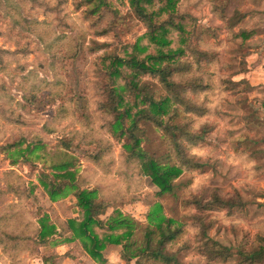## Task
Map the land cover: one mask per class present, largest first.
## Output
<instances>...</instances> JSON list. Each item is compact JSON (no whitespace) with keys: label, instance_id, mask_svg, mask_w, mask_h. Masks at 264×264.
<instances>
[{"label":"rangeland","instance_id":"374dc122","mask_svg":"<svg viewBox=\"0 0 264 264\" xmlns=\"http://www.w3.org/2000/svg\"><path fill=\"white\" fill-rule=\"evenodd\" d=\"M106 2L109 10L97 15L89 13L96 0H0V264H99L77 241L56 247L38 242L39 218L58 225L80 218L72 189L51 200L37 181L40 172L51 175V167L66 161L78 168L81 186H96L135 221L132 241L138 245L156 203L165 216L187 223L170 246L180 264H207L199 252V228L191 219L195 210L184 199L208 197L215 189L227 197L238 194L241 207L198 214L208 238L232 252L251 250L264 236V116L246 80L252 37L238 35L250 23L245 19L250 6L245 0H180L176 5L173 21L182 23L185 33L171 30L167 38L172 49L185 46L188 38L192 49L204 53L202 77L208 86L190 96L206 112L198 116L176 105L177 115L170 110L162 119L178 134L185 129L201 135L196 144H183L202 166L183 170L173 191L159 195L138 165L124 160L121 145L105 129L108 114L99 102L106 78L100 57L129 56L135 43L150 51L145 25L128 0ZM223 10L228 17L236 10L243 19L231 29L232 21L219 18ZM144 79L156 98L167 94L156 77ZM140 127L142 148L159 163H174L164 132L148 122ZM90 138L93 143L87 144ZM37 139L44 146L27 153V160L12 162V145L23 141L24 148ZM97 139L109 149L99 164L89 158L98 151ZM62 229L61 240L70 235ZM120 249L109 246L105 264H135V259L123 261Z\"/></svg>","mask_w":264,"mask_h":264},{"label":"trees","instance_id":"16d2710c","mask_svg":"<svg viewBox=\"0 0 264 264\" xmlns=\"http://www.w3.org/2000/svg\"><path fill=\"white\" fill-rule=\"evenodd\" d=\"M179 1L128 0L130 10L145 25L146 32L143 36L149 43L150 51L146 53L147 45L135 43L129 56L104 53L100 57V70L106 78L100 92L104 98L99 102L100 108L108 114L105 129L121 145L124 160L134 161L139 167V174L148 177L157 186L159 195L173 191L174 180L183 170L202 166L191 160V155L186 152V145L183 144V140L196 144L201 135L189 134L185 129L180 130L181 133L178 134L162 119L170 114V110L176 116V105H183L186 112L198 116L206 112V109L197 105L190 96L191 92L195 94L197 90L208 86L202 77L204 53L192 49L188 38L183 39L185 46L172 49L167 38L171 30L185 33L184 25L173 21ZM101 9L109 10L106 0H96L89 13L99 15ZM213 10L211 7V11ZM219 15L221 20L232 21L231 29L243 19L236 10L230 17L224 10ZM238 31L243 40L253 36L251 30L244 28ZM135 52H144L145 55L140 56ZM206 58L204 60L207 62L212 61ZM146 75L157 78L159 85H162L167 93L164 97H155V92L144 79ZM172 104L174 107H171ZM260 106L264 110V100L260 102ZM143 122H148L164 132L170 154L175 157L174 163H159L142 148L140 124ZM185 136L187 139H184ZM36 142L27 143L24 148L21 147L23 141L12 145L16 154L11 158L12 162H16L20 157L27 160V153L44 146L40 139ZM87 142L93 143V139L90 138ZM95 142L98 151L89 158L99 164L109 149L100 139ZM62 144L68 149V143ZM51 169V175L43 171L38 174V183L51 200L60 196L66 188L72 189L80 218L67 219L59 223L60 225L53 220L39 218L36 234L38 242H48V245L56 247L64 242L77 241L85 254L99 264L107 262L104 251L114 245L121 247L120 257L126 263L135 259V264H180L177 250L171 249L170 246L180 236L187 223L165 216L161 206L156 203L154 211L148 215L149 223L143 228L142 241L138 245L132 241L136 230L135 221L123 213L120 206L112 204L109 198L101 195L96 186H81L79 171L73 162L66 161ZM238 197V194L223 196L215 189L208 197L191 194L183 201L186 207L195 210L191 219L199 228V252L207 264L225 263L232 257L237 258L233 264H264V236L257 237L258 243L251 250L232 252L230 247L208 238L204 217L198 214L241 207L243 203ZM108 209L110 212L106 215ZM60 227H65L62 232L70 234L62 240L58 239L61 236Z\"/></svg>","mask_w":264,"mask_h":264},{"label":"crops","instance_id":"0c3cea01","mask_svg":"<svg viewBox=\"0 0 264 264\" xmlns=\"http://www.w3.org/2000/svg\"><path fill=\"white\" fill-rule=\"evenodd\" d=\"M245 3L250 6L245 16L250 22L246 30L253 31L246 80L254 88L256 100L261 102L264 100V0H245ZM260 102L259 113L264 116Z\"/></svg>","mask_w":264,"mask_h":264}]
</instances>
